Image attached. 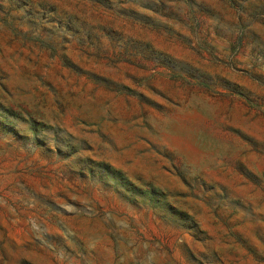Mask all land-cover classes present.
I'll return each instance as SVG.
<instances>
[{
	"label": "rangeland",
	"instance_id": "rangeland-1",
	"mask_svg": "<svg viewBox=\"0 0 264 264\" xmlns=\"http://www.w3.org/2000/svg\"><path fill=\"white\" fill-rule=\"evenodd\" d=\"M0 264H264V0H0Z\"/></svg>",
	"mask_w": 264,
	"mask_h": 264
}]
</instances>
